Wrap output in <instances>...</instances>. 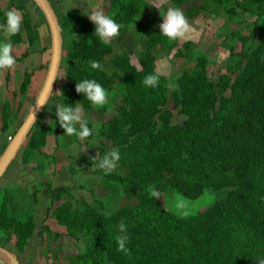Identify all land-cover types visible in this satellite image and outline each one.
<instances>
[{"label":"trees","instance_id":"trees-1","mask_svg":"<svg viewBox=\"0 0 264 264\" xmlns=\"http://www.w3.org/2000/svg\"><path fill=\"white\" fill-rule=\"evenodd\" d=\"M193 1L170 0L180 8ZM28 2L30 9L18 0L11 2L22 15L23 30L10 39L17 48L27 50L16 58L12 69L5 70L6 80L12 73L19 86L14 102L2 100L0 87L2 134L11 132L19 122L33 87L34 70L21 74V65L38 47L43 54L51 50L43 45L31 10L43 15L33 1ZM147 6L146 0H109L105 14L114 15L124 25L122 34L140 20ZM5 12L0 0V24L5 21ZM185 14L191 19L204 15L223 21L214 38L231 59L217 77L209 73L212 63L208 53L195 54L194 42H170L160 31L146 42L138 66L128 52H122L112 59L113 73L92 69L90 60L104 67L105 60L114 54L111 45L94 36L95 25L82 11L62 17L58 14L65 62L52 98L64 104H80L91 112L94 107L76 91L77 82L95 79L107 90H113L118 81L124 83L118 114L106 122L102 133L110 145L102 142L97 157L85 159L84 164L97 165L107 151L119 149L116 171L122 172L109 173L106 180L120 185L129 202L108 216L102 203L93 206L82 200L75 207L68 200L72 196L67 187L53 189L47 182L45 196L52 202L64 200L47 212L68 236L83 243L77 255L58 262L56 254L51 264H256L257 257H264V0H200ZM247 20L254 21L247 25ZM244 26L249 28V35H243ZM239 42L241 51L237 53ZM161 53H174L188 62L187 68L170 78L159 73ZM152 73H159L155 88L143 84ZM55 112L47 124L32 129L20 154L24 165L36 164L35 170L45 176L49 160L56 163L44 153L50 136L57 130L62 138L69 136ZM174 112L183 118L181 123L175 121ZM61 144L65 149L69 146L67 142ZM153 189L160 192L159 199L150 196ZM207 191L225 195L194 215H178L164 204L168 193L198 201ZM18 198V191L0 185V244L8 250L13 246L10 251L21 255L35 235L38 215L34 208L19 205ZM122 220L129 236L127 253L118 250L116 239L121 235L118 225ZM38 235L46 245L43 256L48 263L52 252L46 242L52 235L50 226H42Z\"/></svg>","mask_w":264,"mask_h":264},{"label":"rangeland","instance_id":"rangeland-1","mask_svg":"<svg viewBox=\"0 0 264 264\" xmlns=\"http://www.w3.org/2000/svg\"><path fill=\"white\" fill-rule=\"evenodd\" d=\"M23 4H28L29 0H18ZM54 5L59 16L67 15L72 11L80 10L85 16L93 8L101 9L105 12V8L109 4V0H49ZM148 2L147 9L144 15L135 24L131 25L124 33H122L118 38L111 41L110 45L114 51V54L105 60L104 69L108 73H113L115 68L112 65V59L115 54L128 52L131 56V61L134 65L138 66L139 56L145 50L146 42L148 39L157 31H160L159 25L163 23L162 15L167 10V7L173 6L170 0H146ZM12 0H1V5L5 11L12 8ZM200 3V0H194L193 3L185 8H181L184 13H186L187 8L196 7ZM159 5V9L155 6ZM28 6V5H27ZM30 9V7L28 6ZM162 14V15H161ZM33 17L34 25H44L45 19L38 13L34 8L31 11ZM186 16V14H185ZM87 17V16H86ZM189 23L195 29V32L191 34V39L180 40L192 41L196 44L195 54L199 51H205L210 55L211 67L210 75L217 77L225 68V66L230 61V53L222 48L218 41L215 40L214 34L222 26L223 21L221 19L211 20L202 15L194 19L186 16ZM89 20V18L87 17ZM90 21V20H89ZM254 20H247V25H251ZM261 21L259 22V24ZM45 27V26H44ZM23 30V26L21 28ZM46 34L43 35V44L50 47V36L48 30ZM243 35H249L250 30L248 27L244 26ZM257 39V37H256ZM38 47L34 53L30 54L29 57L24 61L20 67V73L23 74L24 70H29L35 72L33 87L27 101L25 103V108L22 111L19 122L11 127V132L7 134H2L0 132V154L4 151V148L10 142V135L14 131L16 132L20 127V123L23 122L28 112L30 111L38 93L43 84L46 70H40V67H47L50 60V52L42 53ZM15 59L20 57L23 51L26 49L24 46L17 48L13 44ZM27 50V49H26ZM25 50V51H26ZM241 51V43H237L236 52ZM171 56V59L168 57ZM65 62V61H64ZM188 62L184 59H178L175 57L174 53L167 54L161 53L158 55L157 70L159 73L167 76L168 78L173 77L187 68ZM63 69V66H62ZM61 73V72H60ZM8 72L3 71L0 75V87L2 90V100L9 99L14 102V93L16 92L19 81L15 80V76H12L9 80H6ZM60 76V75H59ZM109 92V102L104 107H94L91 112L85 111L81 106L84 117L88 119L89 124L93 127V138L90 141L86 139L80 140L77 137L73 139L71 135L62 138L61 131L57 130L53 136L49 138V144L44 149V153L50 158H54L56 163L49 160L50 165L46 170V176L42 175V171L35 170V164L24 165L21 163L20 154L16 159L15 165L6 173L2 181L1 186H10L13 191L19 192V198L17 200L19 205H25L27 208H34L38 215V225L35 235L30 241L27 250L19 256V261L21 264H51L54 260L53 258L57 254L58 262H65L67 257L77 255L83 249L82 240H77L68 236L65 229L59 227L51 217L52 207L62 204L64 200L52 202L51 199L43 195L42 189L45 188V184L48 182L53 189L67 187L70 190L71 199H68L76 207L80 201H85L89 205L97 206L98 202L104 205V214L111 215L118 208L125 205L129 201L125 198L122 188L120 185L109 182L106 180V175L112 172H122L113 169L106 172L105 170L99 169L95 164L90 167H85L84 161L89 157H97L98 147L105 141L103 137L104 126L106 122L111 120L114 116L118 114L117 107L121 103L122 95L124 93V83L118 81L114 86L113 90H108ZM18 99H16L17 102ZM57 101L51 98L47 104L43 115L38 121L37 125L47 124L50 116L55 111V103ZM104 109V112L101 110ZM175 113V121L181 123L183 118ZM62 141L68 143V147L65 149L62 147ZM108 144L107 141L104 142ZM110 145V144H108ZM32 174H38L36 186L38 188V193L36 192L35 198L31 199L29 196L32 192L31 188L29 195L23 193V188L26 183L30 185L33 183ZM73 173V174H72ZM35 180V179H34ZM44 186V187H43ZM33 195V194H32ZM225 193H214L213 191H207L205 195L198 201H188L178 194L168 193L164 195V204L166 207L178 215H189L195 214L198 211L205 210L209 208L217 199L224 196ZM27 197V198H26ZM67 198V197H65ZM20 210V208H19ZM50 226L52 231L51 237L46 239V242L50 244V249L52 250L48 263L46 262V257L43 256V251L46 245L41 241L38 233L42 226ZM58 234L59 237H55ZM10 250H14L13 246H8Z\"/></svg>","mask_w":264,"mask_h":264},{"label":"clouds","instance_id":"clouds-1","mask_svg":"<svg viewBox=\"0 0 264 264\" xmlns=\"http://www.w3.org/2000/svg\"><path fill=\"white\" fill-rule=\"evenodd\" d=\"M165 2V0H161ZM159 9V5L155 6ZM5 21L0 24V72L12 69L16 64L14 56L13 43L11 37L20 33L23 18L19 10L11 8L5 12ZM162 15V14H161ZM95 25L94 36L99 41L108 45L115 38L121 35L122 23H118L112 14L98 8H93L86 15ZM163 23L159 25L161 36L167 38L170 42L191 39V34L195 32L193 26L189 23L185 13L180 7L169 6L162 15ZM172 57L169 56L168 59ZM92 69L103 71L104 67L99 61H88ZM159 83V73L147 75L143 84L146 87L155 88ZM76 91L91 102L93 107H104L109 102V92L95 79H82L76 83ZM54 108L57 121L65 130L66 135H75L78 139L83 140L93 135V128L89 127V121L84 117L80 104H64L56 102ZM121 154L119 149L107 151L103 158L96 165L106 172L118 167ZM160 192L153 189L150 196L156 199L160 198ZM121 235L117 236L118 250L127 253L126 244L129 240L127 234V225L122 220L118 225ZM256 264H264V257H257Z\"/></svg>","mask_w":264,"mask_h":264},{"label":"water","instance_id":"water-1","mask_svg":"<svg viewBox=\"0 0 264 264\" xmlns=\"http://www.w3.org/2000/svg\"><path fill=\"white\" fill-rule=\"evenodd\" d=\"M31 1L38 7L47 25L50 36V60L43 84L30 111L0 156V180L22 151L30 132L38 124L47 104L53 97L57 79L64 63L63 28L57 12L49 0ZM0 262L3 264H21L18 256L1 244Z\"/></svg>","mask_w":264,"mask_h":264},{"label":"flooded vegetation","instance_id":"flooded-vegetation-1","mask_svg":"<svg viewBox=\"0 0 264 264\" xmlns=\"http://www.w3.org/2000/svg\"><path fill=\"white\" fill-rule=\"evenodd\" d=\"M14 137V136H13ZM12 137V138H13ZM11 138V139H12ZM5 150V149H4ZM23 150V149H22ZM4 152V151H3ZM19 154H21V152L19 153ZM0 156H1V154H0ZM19 156V155H18ZM17 156V157H18ZM17 159V158H16ZM22 163V162H21ZM15 164H17L16 163V160L10 165V167L8 168V170H7V172L12 168V166L13 165H15ZM23 164V163H22ZM26 165H29V164H26ZM36 165V164H35ZM35 168H36V166H35ZM6 172V173H7ZM6 173H5V175H6ZM73 174V173H72ZM4 175V176H5ZM4 176L2 177V179L4 178ZM31 176H32V178L34 177V179H33V183H31L30 182V185H28L27 183H26V185H25V187H24V189H25V191H26V194L27 195H29V193H30V191L32 192L29 196H31V199H34V195L36 194V192L38 193V188H37V186H36V182H37V178H38V174H32L31 173ZM2 179L0 180V182L2 181ZM44 187V186H43ZM29 188H31L32 190H28ZM48 188L45 186V188L44 189H42V191L41 192H43V195H45V192H46V190H47ZM33 194V195H32ZM11 252H13V253H15L14 251H11ZM16 254V253H15ZM17 255V254H16ZM18 256V255H17ZM18 258H19V256H18ZM20 260V259H19Z\"/></svg>","mask_w":264,"mask_h":264},{"label":"crops","instance_id":"crops-1","mask_svg":"<svg viewBox=\"0 0 264 264\" xmlns=\"http://www.w3.org/2000/svg\"><path fill=\"white\" fill-rule=\"evenodd\" d=\"M50 2H51V1H50ZM51 3H52V2H51ZM26 5H28V6L30 7L31 4L28 2V4L26 3ZM31 11H32V10H31ZM38 26H39L40 32H41V34H42L41 36L43 37V35L46 34V32H47L46 30H48V29H47V25H46V23H45L44 25H38ZM44 26H45V27H44ZM43 45H44V44H43ZM25 71H26V70H24V72H25ZM0 264H3V263L0 262Z\"/></svg>","mask_w":264,"mask_h":264}]
</instances>
